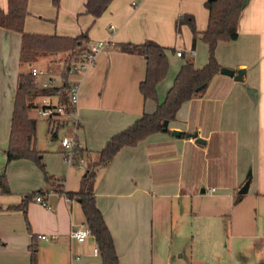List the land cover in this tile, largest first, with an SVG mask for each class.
<instances>
[{"label": "crops", "instance_id": "1", "mask_svg": "<svg viewBox=\"0 0 264 264\" xmlns=\"http://www.w3.org/2000/svg\"><path fill=\"white\" fill-rule=\"evenodd\" d=\"M85 2L60 0L57 8L52 0H28L25 31L65 36L88 31L89 48L107 43L93 65L70 77L79 82L78 115L75 119L65 116V120L77 121L76 136L84 148L81 168L68 163L61 138L57 152L63 159L57 172L51 167L47 172L64 190H55L45 177L42 182L38 176L42 182L38 185L43 184L39 190L51 207L35 198L30 201V227L21 210L7 209L35 192L34 188L15 191L17 178L11 169L22 165L31 176L37 175L34 162L20 159L7 164L6 156L18 77L27 68L20 61L22 33L0 26V174L9 176L16 193H0V264H31L33 246L38 247V264H103L94 250V235L84 242L70 236L85 220L78 199L69 204L64 191L80 187L82 174L75 169L93 164V153L99 154L114 134L156 109L157 101L144 99L139 88L146 75V58L122 51L119 43L154 39L168 48L169 71L158 84L159 101L185 61L191 59L198 67L208 62L195 58L209 20L206 0H112L99 17L85 12ZM0 5L7 10L8 0H0ZM185 14L194 16L196 35L186 23L176 27ZM238 31L236 40L218 43L217 57L221 68L228 66L235 74L244 69L242 79L219 71L196 97L181 105L169 122L170 131L153 133L135 146L124 147L98 169L96 203L113 235L120 264H208L196 250L198 240L203 245L215 242L227 251L229 239L258 232L259 213L253 209H264L260 201L264 198V0H246ZM225 48H230V57L224 56ZM59 130L54 132L56 137ZM194 132L197 136L189 135ZM198 137L205 142H198ZM38 149L44 159L45 150ZM246 181L248 190L241 193ZM239 194L243 196L235 202ZM259 236L264 238V226ZM254 253L253 261L236 263L264 264L260 243Z\"/></svg>", "mask_w": 264, "mask_h": 264}, {"label": "trees", "instance_id": "2", "mask_svg": "<svg viewBox=\"0 0 264 264\" xmlns=\"http://www.w3.org/2000/svg\"><path fill=\"white\" fill-rule=\"evenodd\" d=\"M52 1L57 8L60 6V0ZM111 1L86 0L85 12L93 17H99L107 10ZM244 3L245 0H206L205 6L209 11V20L202 36L209 47L208 62L204 66L198 67L191 59L185 61L162 101H159L158 98V84L166 78L169 71L168 48L154 39H146L139 43H119L122 51L142 54L146 58V75L139 88L144 99L157 101L156 109L152 113L144 112L131 126L114 134L98 152V159L93 164L89 162L87 165L80 179V187L77 190L64 191L66 196L72 199L77 198L80 202L85 224L91 229L92 235L96 239L103 264H120V260L111 230L96 203L95 179L98 169L107 165L124 147L135 146L151 134L163 131L164 121L174 120L181 105L199 94L196 89L203 84L206 86L209 84L221 68L215 55L218 43L236 40L239 36L238 27ZM27 14L28 0H8L7 10L0 5V26L22 33L21 63L31 64L40 57H48L58 53L70 54L73 60L71 63H67L61 73L63 82L52 88L40 87L31 71L23 70L20 72L6 151L7 164L13 160H30L42 169L46 182L52 184L57 182L58 187L55 190L63 191L64 188H60L61 185L58 180L47 172L43 161V152L36 147L37 118L32 116V112L35 109L38 110L43 97L58 92H61L59 103L64 104L66 112L71 111L72 106L68 101L67 89L73 82L70 79L72 72L77 74L72 67L79 57L89 50L90 37L88 31L76 36L27 32L24 30ZM184 23L190 27L194 35L197 34L196 21L192 14H185L179 18L176 27L179 29ZM62 124H66L64 119L49 122V131L54 138H56L54 132ZM80 152L83 153L84 148H80L78 156H80ZM77 161L78 158H76L75 163ZM0 193H12L5 172L0 174ZM38 193H44V191L41 189L26 194L18 204L7 207L8 210H21L29 227L28 204ZM242 196L243 194H239L235 202L239 201ZM31 264H38V247L36 246L31 247Z\"/></svg>", "mask_w": 264, "mask_h": 264}, {"label": "rangeland", "instance_id": "3", "mask_svg": "<svg viewBox=\"0 0 264 264\" xmlns=\"http://www.w3.org/2000/svg\"><path fill=\"white\" fill-rule=\"evenodd\" d=\"M242 18H244V15ZM239 31L241 32V27L239 28ZM219 48L220 47H218V45H217L216 51H215L216 57H217V50ZM196 49H197L198 54L195 58L200 57L201 59H204V60L208 59L209 47H208L207 43H205L202 40L199 41ZM224 56L230 57V48L224 49ZM188 57L189 56H186V58H181V59L184 60V59H187ZM217 59H218V57H217ZM72 60H73V58L70 57V54L67 55V53H58V54L50 55L48 57H45V56L40 57L38 60L33 61V63H31V64L33 66H38V67L47 66V67L53 68L54 72L60 77V74L65 69V66L67 65V63L68 62L71 63ZM24 66L27 67L26 68V70H27L28 69L27 63H25ZM224 66L225 65H223L222 67H224ZM32 116L37 118V146H38V148L44 149L46 152L44 154V159H43V161H45V163H46V165H45L46 170H49V168L51 167L52 168L51 171L57 172L56 168L59 166L61 158L63 159L62 154H59V151L57 152V150H60L59 149L60 139L62 138V135H65V134L71 135V130H73L74 124H73V122L66 123L64 125L62 124L60 126V130H59V137L54 138L53 134L49 131L50 130L49 122H47L45 119H43L42 117L39 116L38 110L35 109L32 112ZM65 154H66V150H65ZM83 154L84 153L80 152V155L83 156ZM98 157H99V154L93 153L91 160H95ZM73 166H74V164H73ZM35 168L37 170L36 171L37 175H33V176H31L29 174L28 167H24L22 165L14 166L11 169L12 170V172H11L12 177L14 179L17 178V183H15V188H13V189H15V191H19V189L29 190L31 188H34L33 191H37V190H39V188H41L43 186V184H41V185H38V184L44 182L45 174L42 171V169L40 167H38L36 164H35ZM85 169H86V167L83 170H78V171H77V169H75V170L77 173L83 174ZM38 176L41 177L42 182H40ZM7 177H8L9 183H10L9 176L7 175ZM72 182L74 183V179L72 180ZM78 185H79V183H78ZM10 186H11V183H10ZM53 186L58 187L57 182H54ZM11 190H12V188H11ZM14 194H16V193L14 191H12L11 195H14ZM260 201L264 202V198H261ZM253 210H254V212L258 211V213H259L258 221L260 222V225H259L258 232H256L254 235H250L248 237L247 236L246 237L241 236L240 239L235 238L234 239L235 241H232L231 239H229L230 247L227 251H223L220 246L217 247L215 242H210L208 245H203L202 244L203 241L198 240L196 243V250H197V252H201L202 260L208 262V264H210L212 261H214V262L216 261L220 264H237L236 263L237 261H239V262L253 261L254 257H255V255H254L255 254L254 253L255 246L259 243L261 244L262 250L264 252V238H261L259 236V233H261V229L264 226V224H261V214H264V209L261 208V209L257 210V208H254ZM232 246H233V251H232ZM218 257H220V262L218 261V259H219ZM244 258H246V260Z\"/></svg>", "mask_w": 264, "mask_h": 264}, {"label": "built area", "instance_id": "4", "mask_svg": "<svg viewBox=\"0 0 264 264\" xmlns=\"http://www.w3.org/2000/svg\"><path fill=\"white\" fill-rule=\"evenodd\" d=\"M135 4V2H133ZM106 42H97L93 44L89 50L85 53H83L79 59L74 63L73 70L81 75L88 67L94 64L95 58L97 54L103 50L106 47ZM190 53H194V50L190 49ZM178 56H182V51L176 52ZM30 71L33 75H35L36 79L38 80V84L42 88H52L59 86L63 82L62 76H58L54 71L46 68V67H38L30 65ZM61 75V74H60ZM79 82L76 80H73L69 88L67 89V97L68 101L71 104L72 108L70 112H66L64 104L59 103V97L61 96V92H58L57 94L48 95L43 97L40 106L38 107V114L40 117L47 121H54L59 119H64L65 116H69L72 119H75L78 115V101H79ZM66 121V120H65ZM67 123V122H66ZM74 124V130L73 134L65 135L61 139V144L66 150V159L70 165H73L76 161V158H78V165L79 168H81V165L79 162H83L84 158L82 155L78 156L80 148H83L82 143L78 140L76 134H77V121L73 122ZM214 190V188H212ZM67 202L71 204L73 201L72 198H69L66 196ZM35 201L39 202L46 208H50V204L47 200L46 194L38 193L35 196ZM92 235L91 229L84 223L78 226H75L70 236L79 241L84 242L87 237ZM43 239H49V236L46 235H40ZM95 253H99L98 246L94 248ZM211 264H217L216 262H213Z\"/></svg>", "mask_w": 264, "mask_h": 264}, {"label": "water", "instance_id": "5", "mask_svg": "<svg viewBox=\"0 0 264 264\" xmlns=\"http://www.w3.org/2000/svg\"><path fill=\"white\" fill-rule=\"evenodd\" d=\"M245 4H246V0H245L244 5H245ZM244 71H245L244 69H239V70L237 71V73L235 74V71H234L233 69H231V68L222 67V68L220 69V72H221V73H223V74H225V75L234 76V77L237 78V79H242V75H243ZM205 86H206V84H203V85L199 86V87L196 89V91L198 92V91L202 90L203 88H205ZM168 129H169V120H165V121H164V129H163V131H167ZM172 133H173L174 135H180V131H178V130H172ZM189 135L197 136V132H194L193 134H189ZM197 141H198V142H201V143H204V142H205V140L202 139V138H200V137L197 138ZM248 186H249V181H246L245 184H244V185L242 186V188L240 189V192H241V193H246L247 190H248Z\"/></svg>", "mask_w": 264, "mask_h": 264}]
</instances>
